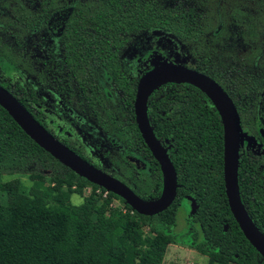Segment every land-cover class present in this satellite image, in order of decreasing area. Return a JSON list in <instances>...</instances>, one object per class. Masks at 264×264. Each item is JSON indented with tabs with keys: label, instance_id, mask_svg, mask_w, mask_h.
Returning <instances> with one entry per match:
<instances>
[{
	"label": "trees",
	"instance_id": "trees-1",
	"mask_svg": "<svg viewBox=\"0 0 264 264\" xmlns=\"http://www.w3.org/2000/svg\"><path fill=\"white\" fill-rule=\"evenodd\" d=\"M70 1L52 8L33 0L26 6L23 0H0V33L12 37L11 43H0V85L44 127L40 113L11 90L17 54H8V49L23 48L25 37L45 31L104 32L108 35L87 40L96 39L95 46L108 48L122 46L121 33L132 42L137 35L159 30L187 49L192 62L178 64L219 82L241 117L255 112L259 102L264 111V0ZM32 5L35 10L28 11ZM93 53L99 59L106 55ZM164 62L176 63L157 57L142 72ZM41 75L38 85L44 84ZM130 95L132 100V89ZM146 114L167 149L178 183L172 204L151 216L138 213L113 192L103 196L104 188L46 152L0 106V264H162L167 246L176 242L206 255L207 264H264L228 206L222 119L212 99L189 82L167 81L146 97ZM136 132L143 143L145 167L118 165L105 170L143 199H155L162 190V173L138 128ZM15 173L28 175L30 183L20 177L3 179ZM237 186L249 217L264 234V206L256 209L239 166ZM85 187H90L86 194ZM74 194L82 201L74 203ZM187 196L195 199L197 208L178 231L177 213ZM114 198L125 204V210L112 206Z\"/></svg>",
	"mask_w": 264,
	"mask_h": 264
},
{
	"label": "flooded vegetation",
	"instance_id": "flooded-vegetation-1",
	"mask_svg": "<svg viewBox=\"0 0 264 264\" xmlns=\"http://www.w3.org/2000/svg\"><path fill=\"white\" fill-rule=\"evenodd\" d=\"M76 3L85 1L76 0ZM97 34L108 35L96 30L24 35L27 43L23 48L29 47L36 54L32 61L39 62L31 61V67L38 65L41 72L43 68L45 72L40 75L43 74L44 84L38 85L39 78L32 83L27 77L18 80L13 75L11 90L23 97L34 113H40L45 129L53 137L92 165L113 175L105 169L118 165L145 167L141 159L144 147L137 136L133 107L136 85L145 69L144 54L129 47L124 33H121L122 46H95L96 39L87 38ZM4 35L11 41L9 33ZM88 41L92 45H88ZM97 50L105 51L106 55L99 59L93 55ZM15 67L18 69L17 63ZM260 107L259 102L256 111L249 116L239 114L243 132L237 164L244 183L254 195L257 210L264 206V111Z\"/></svg>",
	"mask_w": 264,
	"mask_h": 264
},
{
	"label": "water",
	"instance_id": "water-1",
	"mask_svg": "<svg viewBox=\"0 0 264 264\" xmlns=\"http://www.w3.org/2000/svg\"><path fill=\"white\" fill-rule=\"evenodd\" d=\"M159 77L164 80L149 89ZM167 81H183L197 86L212 99L218 109L223 126V179L228 206L245 238L264 258V234L249 217L240 199L237 186L238 153L242 136L239 113L229 94L211 76L183 64L164 62L148 69L137 82L133 102L136 125L162 173L161 193L151 200L143 199L126 183L92 165L58 141L2 85H0V106L32 140L60 163L88 181L120 196L138 213L151 216L162 212L172 204L176 198L178 186L176 169L167 149L155 136L146 114V97L156 86ZM187 199L190 200V214H194L197 203L190 196H187Z\"/></svg>",
	"mask_w": 264,
	"mask_h": 264
},
{
	"label": "rangeland",
	"instance_id": "rangeland-1",
	"mask_svg": "<svg viewBox=\"0 0 264 264\" xmlns=\"http://www.w3.org/2000/svg\"><path fill=\"white\" fill-rule=\"evenodd\" d=\"M29 1L30 0H23L24 6H26V4L28 5ZM33 1H36V3L39 4L41 3L40 5L51 4L50 6L52 8H55V6L63 5L65 3L71 4L70 0H33ZM173 1L174 0H165L166 3H171ZM27 8L28 7H26V10ZM33 10H35V7L32 5L30 6V9L28 11L33 12ZM5 20H7V18H5ZM2 35L3 34L0 33V37L2 38V42H0L1 44L12 42V40L10 41V39L6 38L5 35L4 36ZM129 47L137 48L143 52L145 68L149 67L150 62H152V60L157 57H160L161 59L165 58V60H170V61L174 60V62L176 63L181 62V63L190 64L192 62L191 57L189 56V53L186 48L180 45L171 36L164 34L163 32L156 29H152L149 32H145L143 34L137 35L132 42L131 41L129 42ZM8 50H9L8 54L10 53L17 54V56L15 55L16 57L13 58V60L18 65V69H16V72L14 71L13 74L14 79L16 78L18 80H21L27 77L28 79H30L32 83H35V81L40 77V73H41V68L38 65L34 68L31 67L32 64L31 61L36 56V54H33L29 50V47L26 49L23 48L19 50H14V49H8ZM9 58H12V56H9ZM131 89L132 88H130V94H131ZM14 177H20V179L27 185L30 183V179L28 175H23L19 173H15L9 176L6 175L3 177V179H11ZM89 191H90V187L84 188L85 194L88 193ZM71 199L74 203H79L82 201V197L77 194L72 195ZM112 204H114L112 206L118 207L122 210L125 209V204L119 199L114 198L112 200ZM190 209H191L190 200L187 198L182 199L181 205L177 213L176 229L178 231L183 230L184 227L186 226V216L190 214ZM207 262H208V258L206 255H203L197 252L196 250L190 248L188 245L179 242L171 243L167 246L162 260V264H207Z\"/></svg>",
	"mask_w": 264,
	"mask_h": 264
},
{
	"label": "bare ground",
	"instance_id": "bare-ground-1",
	"mask_svg": "<svg viewBox=\"0 0 264 264\" xmlns=\"http://www.w3.org/2000/svg\"><path fill=\"white\" fill-rule=\"evenodd\" d=\"M162 80H164V78H162V77L157 78V79H156V80L150 85L149 89L152 88L155 84L159 83V82L162 81Z\"/></svg>",
	"mask_w": 264,
	"mask_h": 264
},
{
	"label": "built area",
	"instance_id": "built-area-1",
	"mask_svg": "<svg viewBox=\"0 0 264 264\" xmlns=\"http://www.w3.org/2000/svg\"><path fill=\"white\" fill-rule=\"evenodd\" d=\"M88 190H89V188H88ZM97 191H99V190H97ZM108 192H109L108 190H104L103 193H102L103 196H107L108 195ZM112 205H114V204H112ZM123 210H125V209H123Z\"/></svg>",
	"mask_w": 264,
	"mask_h": 264
}]
</instances>
